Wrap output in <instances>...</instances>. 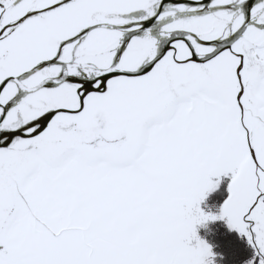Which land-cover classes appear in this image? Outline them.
<instances>
[{"label": "snow or ice", "instance_id": "snow-or-ice-1", "mask_svg": "<svg viewBox=\"0 0 264 264\" xmlns=\"http://www.w3.org/2000/svg\"><path fill=\"white\" fill-rule=\"evenodd\" d=\"M0 264H264V0H0Z\"/></svg>", "mask_w": 264, "mask_h": 264}]
</instances>
